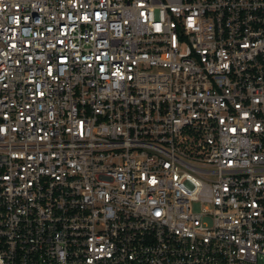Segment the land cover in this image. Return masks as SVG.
Listing matches in <instances>:
<instances>
[{"label": "built area", "instance_id": "obj_1", "mask_svg": "<svg viewBox=\"0 0 264 264\" xmlns=\"http://www.w3.org/2000/svg\"><path fill=\"white\" fill-rule=\"evenodd\" d=\"M0 264H264V0H0Z\"/></svg>", "mask_w": 264, "mask_h": 264}, {"label": "rangeland", "instance_id": "obj_2", "mask_svg": "<svg viewBox=\"0 0 264 264\" xmlns=\"http://www.w3.org/2000/svg\"><path fill=\"white\" fill-rule=\"evenodd\" d=\"M199 208H200V206H199V205H197V206H196V209H199Z\"/></svg>", "mask_w": 264, "mask_h": 264}]
</instances>
